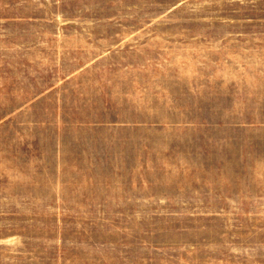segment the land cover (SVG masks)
Returning <instances> with one entry per match:
<instances>
[{
  "label": "rangeland",
  "instance_id": "1",
  "mask_svg": "<svg viewBox=\"0 0 264 264\" xmlns=\"http://www.w3.org/2000/svg\"><path fill=\"white\" fill-rule=\"evenodd\" d=\"M0 264H264V0H0Z\"/></svg>",
  "mask_w": 264,
  "mask_h": 264
}]
</instances>
